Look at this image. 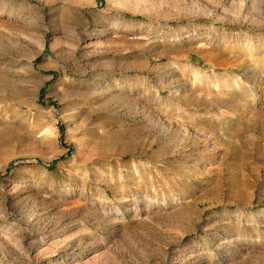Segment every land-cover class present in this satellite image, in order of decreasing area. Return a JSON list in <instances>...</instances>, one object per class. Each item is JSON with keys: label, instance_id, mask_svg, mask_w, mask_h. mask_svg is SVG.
<instances>
[{"label": "rangeland", "instance_id": "obj_1", "mask_svg": "<svg viewBox=\"0 0 264 264\" xmlns=\"http://www.w3.org/2000/svg\"><path fill=\"white\" fill-rule=\"evenodd\" d=\"M0 264H264V0H0Z\"/></svg>", "mask_w": 264, "mask_h": 264}, {"label": "bare ground", "instance_id": "obj_2", "mask_svg": "<svg viewBox=\"0 0 264 264\" xmlns=\"http://www.w3.org/2000/svg\"><path fill=\"white\" fill-rule=\"evenodd\" d=\"M7 94V93H6ZM24 103V101L23 100H21L20 99V97H16V98H13V101H10V103H9V105H8V107L9 108H11V109H15V108H18L19 106H21L22 104ZM29 107H32V104H29L28 105ZM29 111V110H28ZM37 113V116L38 117H41L42 116V112H40V110H37L36 111ZM27 115V114H26ZM22 116V115H21ZM23 117V116H22ZM28 117V116H27ZM24 118V117H23ZM25 119V118H24ZM44 119V118H43ZM36 121V120H35ZM37 123V122H36ZM31 124V123H30ZM33 125V124H32ZM28 127V126H27ZM30 127V126H29ZM33 127V126H32ZM35 127H37V126H35ZM39 127V126H38ZM41 128V127H40ZM34 129V128H33ZM38 129V128H37ZM43 128H41V130H42ZM35 130V129H34ZM33 130V131H34ZM40 130V129H39ZM38 130V131H39ZM46 130H44L43 132H45ZM32 132V131H31ZM42 132V133H43ZM27 133V132H26ZM39 133H40V131H39ZM28 134V133H27ZM35 134V133H34ZM39 135V134H38ZM44 135V134H43ZM27 138V137H26Z\"/></svg>", "mask_w": 264, "mask_h": 264}]
</instances>
